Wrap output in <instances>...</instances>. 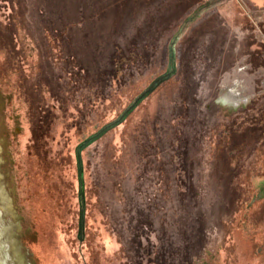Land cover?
<instances>
[{
	"label": "rangeland",
	"instance_id": "obj_1",
	"mask_svg": "<svg viewBox=\"0 0 264 264\" xmlns=\"http://www.w3.org/2000/svg\"><path fill=\"white\" fill-rule=\"evenodd\" d=\"M259 6L0 0V264H264Z\"/></svg>",
	"mask_w": 264,
	"mask_h": 264
},
{
	"label": "crops",
	"instance_id": "obj_2",
	"mask_svg": "<svg viewBox=\"0 0 264 264\" xmlns=\"http://www.w3.org/2000/svg\"><path fill=\"white\" fill-rule=\"evenodd\" d=\"M237 1L244 9H247L253 13L260 14V0H235Z\"/></svg>",
	"mask_w": 264,
	"mask_h": 264
},
{
	"label": "trees",
	"instance_id": "obj_3",
	"mask_svg": "<svg viewBox=\"0 0 264 264\" xmlns=\"http://www.w3.org/2000/svg\"><path fill=\"white\" fill-rule=\"evenodd\" d=\"M41 124L42 123L40 121H38V119H37L36 126L34 128L35 138H34V141H33L35 146H38L40 144L39 143L40 142V137L39 136L41 134V130L44 128L43 124L42 125Z\"/></svg>",
	"mask_w": 264,
	"mask_h": 264
},
{
	"label": "water",
	"instance_id": "obj_4",
	"mask_svg": "<svg viewBox=\"0 0 264 264\" xmlns=\"http://www.w3.org/2000/svg\"><path fill=\"white\" fill-rule=\"evenodd\" d=\"M164 78H166V76L160 77V78L155 82V84L159 83V82H160L162 79H164ZM125 114H127V112H126Z\"/></svg>",
	"mask_w": 264,
	"mask_h": 264
},
{
	"label": "built area",
	"instance_id": "obj_5",
	"mask_svg": "<svg viewBox=\"0 0 264 264\" xmlns=\"http://www.w3.org/2000/svg\"><path fill=\"white\" fill-rule=\"evenodd\" d=\"M263 12H264V9H263Z\"/></svg>",
	"mask_w": 264,
	"mask_h": 264
},
{
	"label": "bare ground",
	"instance_id": "obj_6",
	"mask_svg": "<svg viewBox=\"0 0 264 264\" xmlns=\"http://www.w3.org/2000/svg\"><path fill=\"white\" fill-rule=\"evenodd\" d=\"M6 262V261H5Z\"/></svg>",
	"mask_w": 264,
	"mask_h": 264
}]
</instances>
